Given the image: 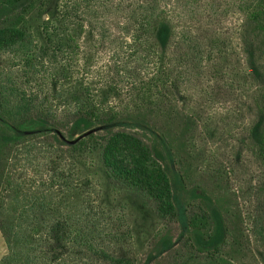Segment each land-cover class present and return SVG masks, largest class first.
<instances>
[{
    "label": "trees",
    "instance_id": "trees-1",
    "mask_svg": "<svg viewBox=\"0 0 264 264\" xmlns=\"http://www.w3.org/2000/svg\"><path fill=\"white\" fill-rule=\"evenodd\" d=\"M129 194L264 264V0H0V264H136Z\"/></svg>",
    "mask_w": 264,
    "mask_h": 264
},
{
    "label": "rangeland",
    "instance_id": "rangeland-1",
    "mask_svg": "<svg viewBox=\"0 0 264 264\" xmlns=\"http://www.w3.org/2000/svg\"><path fill=\"white\" fill-rule=\"evenodd\" d=\"M140 136L141 133L137 131ZM210 145L207 146V149ZM208 154V153H207ZM202 167L198 166V169ZM197 182L204 181L199 175L195 177ZM236 184V182H234ZM133 215V258L136 264H207L206 253H200L194 248L182 245L180 233L182 227L178 222L161 220L138 196L129 194L123 197ZM171 244L167 249V239ZM6 253L4 241L0 234V258ZM229 258L227 251L222 253ZM231 264H253L247 257L244 259L236 255L231 259Z\"/></svg>",
    "mask_w": 264,
    "mask_h": 264
}]
</instances>
